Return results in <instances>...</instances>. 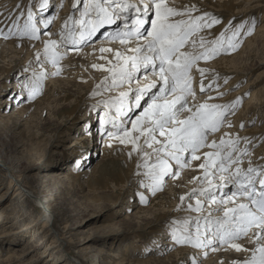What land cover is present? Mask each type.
Masks as SVG:
<instances>
[{
  "label": "snow or ice",
  "instance_id": "1",
  "mask_svg": "<svg viewBox=\"0 0 264 264\" xmlns=\"http://www.w3.org/2000/svg\"><path fill=\"white\" fill-rule=\"evenodd\" d=\"M55 7L51 0H17L12 8H0V37L43 44V50H37L34 57L40 70L33 69L21 85L27 90V98L38 93L47 75L60 74V62L69 49L79 50L101 29L115 26L105 39L119 41L122 47L115 50V61H108L110 76L97 85L93 95H100L102 88L109 92L127 90L101 101L105 117L99 121V131L120 145L132 146L127 155L135 154L136 167L143 168L142 175L147 178L141 184L145 189L150 187L153 194L164 185L165 177H178L180 170L191 166L190 161H201L203 157L198 164L202 175L193 178L201 187L187 194L188 200L196 197L195 206L189 203L187 208L201 215L184 220L183 228L174 226L170 239L175 245H192L194 249L229 246L248 253L233 264H264V163H254L256 145L250 137L237 134L233 138L224 133L219 141L213 138L226 124L231 126L228 116L242 103V97L226 104L201 102L193 87L195 69L201 77V94L213 88L215 81L204 84L209 69L197 68L198 63L222 50H235L242 36L254 31L256 22L230 25L219 33V38L209 40L203 34L205 30L222 22L208 12L194 15L199 12L195 5L180 8L173 0H74L73 15L65 18L59 33H53L54 17L42 13ZM76 11L79 19L75 18ZM57 35L59 39H54ZM112 51L100 48L102 54ZM46 64L55 71H46ZM92 67L105 69L104 64ZM213 75L219 79L218 74ZM136 110L134 118L129 117ZM139 195L144 199L143 193ZM205 204L209 206L206 214ZM244 239L252 247L237 242ZM189 264L200 261L194 255Z\"/></svg>",
  "mask_w": 264,
  "mask_h": 264
},
{
  "label": "rangeland",
  "instance_id": "2",
  "mask_svg": "<svg viewBox=\"0 0 264 264\" xmlns=\"http://www.w3.org/2000/svg\"><path fill=\"white\" fill-rule=\"evenodd\" d=\"M187 1L195 2L194 5L199 9V13H211L222 22L214 25L211 29H215L220 24L222 25L226 22L221 30L211 39L219 38V33L230 25H238L242 22H251L253 20L256 22L254 31L250 35L242 36L235 50H229L228 52L222 50L219 55L209 60H201L198 64L202 63L206 66L217 60L221 55H235L243 47V44L257 33V29L261 26V23L263 24L264 6L256 8L257 10H251L249 15L231 16V12L229 11H219L220 8L216 7V0H183V2L182 0H178L175 3L183 6ZM226 1L221 0V3ZM73 2L74 0H51V3L56 5V7L50 12L45 11L42 13L45 17L50 15L54 17L55 23L51 27V30L57 27L55 29L57 33L61 31L65 18L73 15ZM253 2L243 3L237 0L238 4L235 5V9L242 10L248 7L249 4L254 5L256 3V1ZM11 3L16 4L17 0ZM11 3L8 2L6 4L10 5ZM1 4L0 8L7 7L6 4ZM9 8H12V6ZM252 12L254 13L252 14ZM197 13L194 12L193 14L196 15ZM75 18L79 19V11L75 12ZM56 23L57 26H55ZM68 23L71 27L72 21ZM104 35L102 32L101 36L105 37ZM228 35L230 36V33ZM56 37L59 39L58 35ZM0 39L4 40L2 37ZM104 39L102 38V40ZM260 44L258 41L256 47H254L256 48V52L250 54L246 62H244L245 68L248 71L244 73L246 79L242 83L228 86L223 81L218 87L214 84L211 90H207V92L213 93L215 91L213 89L215 88L228 86V90L226 91L232 92L242 89L241 87L245 85L246 88L241 96L242 103L236 106V110L233 112L234 115L239 113L245 102L251 97L252 90L255 91L257 88L260 89L264 86V48ZM37 50L42 51L43 45H35L34 47L19 46L15 48L6 45L0 50V108L5 109V113L14 112V109L20 106V103H31L44 97V95L49 96L48 102L40 105L45 106L43 111L33 109L30 112L16 114V117L21 116L27 120L25 127H21L19 130H23L24 132L23 140L26 142L25 149L28 150V154L23 155V159L18 164V167H6L5 162L3 164L0 163V214H2V218H0V230H2V227L7 228L10 223H12L11 229L9 228L10 230L18 229L22 224V220H19L15 215L20 210L26 215L28 214L27 219L24 220L25 222L28 219L30 220L32 215L38 216L40 214L41 211L36 205H27L23 199L16 196V191L14 190V186H19L25 192L24 198L28 196L30 200H33V204L38 200V194L40 195L42 189V182L33 179L34 183H31L30 177H35L37 173H33L32 175L31 172L30 175V172L28 173V170H26L29 163L36 162L38 166H51L53 170L60 172L71 168L75 170L79 169L80 172L86 171V174L79 181V186L77 182L67 184L65 198H67L66 202L69 205H65L68 207H64L63 213H69L68 222L66 224L49 223L57 239L65 240L58 251L62 256L61 259H65L68 262H72L73 260L76 262L77 260L78 264H93L94 258L92 254L82 258V255L78 253V248L81 245L67 242L72 237L77 242L79 238L85 237L89 228H92L96 231L90 235L106 240L105 249L107 251H116L120 255H123L124 258L120 260L124 261V264H189L194 255L200 261V264H215L211 261V255L208 254L203 257L204 255L200 251L204 249H194L192 245H175L170 239L174 226L183 228L182 222L189 219L192 214L201 215V213L189 211L187 208L189 203L195 206L196 197L188 200L187 194L195 186L201 187L200 183L198 181L194 183L193 179L195 176L199 177L200 174L190 179L188 178L187 182H181L183 174L186 175L187 172L198 171L197 168L188 167L180 170V175L175 181L180 180L179 182L182 185L176 184L173 186L171 181L174 178L165 177L164 185L156 190L154 194L150 187L145 189L141 184V180L147 182V178L144 176L140 177V173L143 171L138 170L136 167L137 158L135 154L133 157L127 155L132 150V146L120 145L114 138L110 140L99 131L101 126L99 121L105 117V105L101 101L108 100L110 97L116 96L119 91L126 89V87L123 89H112L109 92L102 88L99 90L100 95H93V93L97 92V85L104 81V76H110V73L106 70L108 63L105 60L97 62V64H104L105 69L91 68L94 62L86 64V62L81 61L85 58L79 56V60L76 59V62L69 66L70 68L65 69L63 61L71 59L70 54H66L60 62V74L47 75L41 80L38 93L29 99L27 98V90L22 89L21 85L31 77L33 69L36 71L40 70V66L35 63L34 59ZM30 62L31 68H29ZM26 68L28 69L27 72L24 71ZM45 70L51 73L55 71V68L51 64H46ZM28 72L31 74H27ZM193 72L195 71L193 70ZM195 77L196 73H193V78L195 79ZM18 81L20 89L26 95V99H22L20 96L13 102V105L2 103L1 101L7 97L10 88ZM216 84H218V81ZM50 88H52L53 93H46ZM218 90L220 91L221 89ZM8 96L13 97L14 93ZM93 105H96V107L94 108ZM253 109L254 115L247 112L246 115L240 116L239 119L246 122L252 118V120L258 122L259 126H262L264 124V105H255ZM138 111L130 113L129 117L134 118ZM114 112L115 109L113 108L112 113ZM249 125L250 123H245L243 128L239 126L236 128L241 132H245L243 130L249 127ZM128 126L130 127V124ZM225 126L228 125L226 124ZM225 126L224 131L229 129L228 127L225 128ZM251 126L253 127V125ZM89 133L90 136H88ZM231 136L234 138L232 134ZM107 140L114 141L109 148H115L116 150L111 151L109 149L110 152L107 150L109 153L103 154V145ZM256 143L254 142V144ZM261 144L258 142L256 146H261ZM240 146L243 148L245 145L241 144ZM0 149L1 153L3 146H0ZM261 157H264V155H261ZM260 161L261 159H258V163ZM195 162L190 161V164ZM244 166H246L245 163ZM173 170L175 171L176 169L174 168ZM139 179L140 182H138ZM27 182L31 185V190L27 187ZM140 193L144 194V199H141ZM181 196H184L185 199L181 200ZM7 205L9 207L6 213L4 207ZM208 207L205 204L204 214H206ZM173 221L179 223L174 225ZM78 222L82 226L77 235L68 237L72 230L65 228V225L72 226ZM10 239L6 236L0 238V241H2L0 246L1 257H4L2 255H5L7 250L11 248L7 246V241ZM28 239L30 240V236L22 237L19 239L18 244L33 248L37 244V240L29 242ZM41 246L43 247L23 256L19 264H56L57 262H52L50 259L55 254V250L50 253L47 251L41 254L48 245L45 246L43 243ZM224 247L229 248V246ZM231 251L237 253L240 258L248 254L246 252H236L234 249H231ZM107 253L102 256L104 257L103 262L105 264H115L120 261L110 256L109 252ZM240 258L236 259V261H239ZM228 261L222 260L219 264H229Z\"/></svg>",
  "mask_w": 264,
  "mask_h": 264
},
{
  "label": "bare ground",
  "instance_id": "3",
  "mask_svg": "<svg viewBox=\"0 0 264 264\" xmlns=\"http://www.w3.org/2000/svg\"><path fill=\"white\" fill-rule=\"evenodd\" d=\"M0 1L2 4L4 3V5H5L6 3L7 4H8V2L11 3L14 0H0ZM176 1H178V0H174L173 2L177 6L178 4L175 3ZM253 1H256V3L254 5L249 4L248 7H245L242 10H236L235 9L236 8L235 5L238 4L237 0H227L224 3H221V0H216V3H217L216 7L220 8L219 11L231 12V16L249 15V13H251V10L259 8V7H263L264 6L263 5L264 0H239V2H243V3H247V2L252 3ZM182 2H183V0H182ZM13 4H15V3H11L10 5H7V8H9L11 6L13 7ZM194 4H195V2H188L187 1L186 4H184L183 6L178 5L177 7L183 8L185 5H194ZM205 6H207V5L205 4ZM208 7H210V6H208ZM211 8H212V6H211ZM253 13L254 12H252V14ZM197 14H200V13L198 12ZM42 16H45V15H42ZM248 18H249V16H248ZM225 23L226 22H224L222 25L220 24V26L215 28V29L206 30L205 33H203V34L207 36V39H211V38H213V36L215 34H217L221 30V28L223 27V25ZM55 26H57V23ZM56 28H54L51 31L53 33H57V31L55 30ZM114 28H115V26H108L105 29H101V31L96 34L99 36L94 37V39H93L94 41L92 40L93 42L90 41L86 46H83L79 50L71 49L70 51H68L67 54H70L71 59H67V61H63L65 64V69L70 68L69 66L71 64H74L76 62V59L79 60V56L81 58L82 57L85 58V59H82L81 61L84 63L86 62V64L87 63L90 64L92 61L94 62L92 64H95V63L97 64V62H100L101 60H105L107 63L109 60H112L114 62L115 61L114 52L117 49H121L122 46L120 45L119 41L110 40V39L102 40V38H105V37H102L103 35L101 36L102 32L107 31V33H110L114 30ZM44 38H46V37H44ZM53 38L58 39L56 36H54ZM95 38H97L96 41H95ZM100 40H102V41H100ZM258 41L261 43L260 45L264 48V18H263V24L261 23V26L258 27V29H257V33L254 34L253 37L249 38L245 42V44H243V47L238 51V53H236L235 55H227V56L221 55V57H218L217 60H215L214 62H212L206 66L202 63L197 65V68L203 67V68L209 69V72L206 74V78L204 79L205 86H207L210 83H213L214 81H215V84L218 81V85H219L220 83L225 81V79H227L228 86L237 85L239 83H242L246 79L244 73L246 71H248L245 68L244 62H246V60L248 59V56L250 54H253L254 52H256L255 51L256 48H254V47H256V44L258 43ZM32 44L39 45V46L43 45L41 42H36V41L30 42L28 40H25L23 43H20L15 38H12L10 40H1L0 39V50L2 49V47L6 46V45L7 46H13L15 48V47H19V46L27 47V46H31ZM102 47L103 48H111V49H113V51L110 53H103L102 54L100 52V48H102ZM62 51H64V50L62 49ZM102 57H107V59H104ZM109 66L110 65L108 64V67ZM91 68H92V66H91ZM194 71L195 72H193V73L194 74L196 73V77L194 79L193 86L195 84L194 88L196 90V98H197V100H199L201 102H203L206 99L207 100L209 99L208 102H210V103L226 104V103H229V102L235 100L238 97H241L242 92L246 88V86L243 84L244 86L241 87L242 89H238V90L232 91V92H227L226 90H228L227 89L228 86H226V87H222V88L219 87V88L213 89V90H215L213 93L206 91L204 94H201V92H200L201 77H200V74L197 70L194 69ZM213 73L218 74V76H219L218 80H217L216 76L213 75ZM27 74H31V73L28 72ZM105 77L106 76H104V78ZM218 89H221V90L219 91ZM257 89L255 91L254 90L251 91V97L245 102V105L239 111V113H236V115H234V113L229 115L228 120L231 122V124H230L231 126H229V125L225 126V128L228 127L229 129L224 131L223 130L224 127H223V129H222L223 131L219 134H216V136L213 138H215L217 141H219L223 137L224 133H229V134H232L234 136V138L237 134L240 137H250V138H252L253 142H255V143L256 142L261 143V141L264 140V124L263 125L261 124L262 126H259L258 122L252 120V118H250L246 122H243V121H241L242 119L241 120L239 119L240 116L242 117V115H244V114L246 115L247 112L254 115L255 113H253L252 111L254 110L253 108L255 105H258V106L260 104L264 105V98H263L264 86L258 90ZM50 90H48L46 93L53 91L52 88H50ZM125 90H127V87ZM218 92L224 93V95L219 96V95H217ZM12 93H14L13 97L8 96L10 94L12 95ZM23 93L24 92H22V90L20 89V83L18 81L15 84H13V87L10 88V91H9L7 97L5 99H3L4 101L2 100L1 102L2 103L4 102V104H6V105L9 103L13 105L14 104L13 102H15V100H17L20 96L22 97V99H26V95H24ZM48 100H49V96L44 95V97L39 98L34 102H31V103L27 102L25 104L20 103V106L16 107V109H14V112H12V113H5L6 112V111H4L5 109H1L2 107L0 108V129H1L0 131H2L0 134V146H3V150L0 153V155H1L0 156V163L3 164V162H5L6 167H18V164H20L21 160L23 159V155L28 154L27 153L28 150L25 149V143L26 142L23 140L24 139L23 138L24 132H23V130H19V128L25 127V125L27 124L26 123L27 120L21 116L16 117V114L17 113L30 112L33 109L43 111L45 106H40V105H44L45 103L48 102ZM235 110H236V108H235ZM235 110H234V112H235ZM245 123H250L249 127H247L245 130H243L245 132H241L236 128L237 126L240 127L241 124H245ZM251 125H253V127ZM17 130H19V131H17ZM88 136H90V134ZM113 142L114 141H108L107 140V142L104 143L103 154L109 153L110 150L111 151L116 150L115 148H111V149L109 148V145L112 146ZM257 143L255 145H257ZM241 144L244 145L243 142ZM107 150H109V152H107ZM0 151H1V149H0ZM261 155H264V143H262L261 146H258V147L256 146V148H254V155H253L254 163H258V159H260ZM201 162H203V157H202L201 161H196L195 163H191L190 168H197L198 171H194L191 173L187 172L186 175L183 174V180H181V182H183V181L187 182L188 178L190 179L197 174H200V176H201L202 170L198 168V164ZM259 163H264V160H261ZM37 164L38 163H36V162L35 163H29L26 167L27 168L26 170H28V173L30 172L29 173L30 175H31V172H32V175H33V173H37V175L35 177H33V176H32V178L30 177V179L32 181L31 183H34L33 179H36V181L38 180V181L42 182L41 193H40V195L38 194V198H37L38 200L36 199L37 201H35L34 204H33V200H30V198H28V196L26 198H24L25 192H23V190L19 186L18 187H15L14 185L13 186L15 188L14 190L16 191L17 197H19L20 199H23L27 203V205H29V206H35L36 205L38 208H40L41 212L38 216L32 215L31 216L32 218L30 220L28 219L27 222H25L24 220L27 219L28 214L26 215L25 213L22 212V210H20V212H16V215H15L19 220H22V224L20 225V227L18 229L16 228V230H10L12 223H10L7 228H3V227L1 228L2 230H0V238L3 236L11 238L9 241H7V246H10L11 248H9V250H7L5 255H2L4 257L0 256V264H19L20 261L22 260L23 256H26L29 253H31L32 251H35V250L43 247V246H41L43 243L45 246L48 245V247H46L45 251L41 252V254L42 253L44 254L47 251H48V253H50V252L55 250V254L53 256H51V258H50L52 260V262H57L56 264H78L77 260H76V262L74 260L72 262H68V261H65V259H61L62 256L60 253H58V251H59V249H61L63 242L65 240L63 241L61 239H57V237L55 236V234L53 232V228L49 225V223L53 222V224H54L55 222H57L60 224H66L68 222L69 213H67V214L63 213L64 207H68L65 205H69L66 202L67 198H65V193L67 191V184H69L70 182H77V184L79 186V181L81 180L82 176L84 174H86V171L80 172L79 169L75 170V169L71 168L67 171H61L60 172L57 170H53V168H51V166H47V165L46 166H41V165L38 166ZM245 165L247 166V159H245ZM140 170L144 171L143 168H141ZM142 173L143 172L140 173V177H143ZM195 177H197V176H195ZM177 178L178 177H175L171 181V184H173V186L176 184L177 185L181 184V182H179L180 180L175 181ZM124 181H126V180H124ZM138 182H140V179L138 180ZM196 182H197V180H194V183H196ZM26 184H28L27 187L29 188V190H31L32 189L31 185L28 182ZM173 186H172V188H173ZM195 188H199V187L195 186ZM41 197L44 198V202H42V201L39 202V199ZM39 205H40V207H39ZM8 207H9L8 205L4 207V210L6 213H7L6 210ZM46 213H47V216H46ZM197 216H199V215L192 214L188 220H191ZM0 218H2V214H0ZM5 222H8V221H5ZM81 226L82 225H80V222L75 223L72 226H70L68 224L65 225V228L72 230V232L70 233V235L68 237H71L73 235H77V232L80 230ZM95 231L96 230L89 228V231L87 232L85 237L79 238V240L77 242H75V238L72 237L67 242L75 244V245H79V244L81 245V247L78 248V253H80L82 255V258H85L89 254H92V256L94 258L93 264H105L103 262L104 257H102V256L108 254L107 252H109L110 256L114 257V259H116V260H120L121 258H124V256L120 255L119 252L107 251L105 249V244L107 243L106 240L98 239V238L90 235L91 233H93ZM26 236H30V240L28 239L29 242L37 240V244L33 248H29L28 246H23V245L18 244L19 239H21L22 237H26ZM238 242L242 243L245 247H252V245L246 239H244L243 241H238ZM1 243H2V241H0V246H1ZM204 251H207V253L209 255H211V261L215 264H219V262L222 260H229L228 261L229 264H233V261H236V259L240 258L237 253H235L234 251H231L230 247L227 248L224 246H219L216 248V250H211V249L205 250L204 249L200 252L203 253ZM57 253L60 255H58ZM247 256H248V254H247ZM247 256H244V257L240 258L239 260H243ZM203 257H205V256H203ZM124 263H125L124 261L120 260L119 262H117L115 264H124Z\"/></svg>",
  "mask_w": 264,
  "mask_h": 264
}]
</instances>
